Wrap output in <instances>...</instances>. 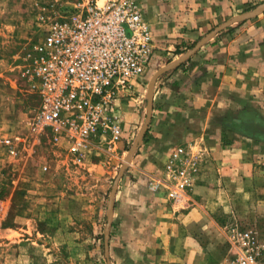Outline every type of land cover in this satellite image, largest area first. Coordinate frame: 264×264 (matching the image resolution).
I'll return each instance as SVG.
<instances>
[{"label":"crops","instance_id":"obj_1","mask_svg":"<svg viewBox=\"0 0 264 264\" xmlns=\"http://www.w3.org/2000/svg\"><path fill=\"white\" fill-rule=\"evenodd\" d=\"M255 1L139 0L153 32L151 66ZM142 83L120 102L124 137L117 148L95 141V156L115 170L143 121ZM257 118L264 124V13L223 31L160 79L148 132L116 195L117 231L132 252L136 239L135 251L149 253L154 264H214L225 257L227 226L264 214V139L257 137L264 125ZM245 123L253 127L243 131ZM194 143L203 147V160L194 202L181 209L165 188L153 194L145 183L162 173L172 149Z\"/></svg>","mask_w":264,"mask_h":264},{"label":"rangeland","instance_id":"obj_2","mask_svg":"<svg viewBox=\"0 0 264 264\" xmlns=\"http://www.w3.org/2000/svg\"><path fill=\"white\" fill-rule=\"evenodd\" d=\"M75 1L0 0V125L20 141L23 154L31 153L16 160L0 159V264H107L104 246L107 206L114 180L124 159L115 170L112 163L104 162L106 165H103L104 158L95 156L96 147H92L86 155L78 157L69 154L62 145L54 144L48 139L41 141L34 139L30 131L33 116L40 105V98L26 71L33 63L34 57L38 54L37 48L42 43L45 31L43 17L55 12L68 14L72 11V4ZM263 2L264 0H256L231 17L250 11ZM259 15L235 23L223 31L255 20ZM229 18L215 24L210 30ZM209 31L199 36L195 42ZM188 46L190 45L173 47L170 50L174 53L172 55L166 54V51L158 62L149 67L151 70L148 69L142 79L145 93L142 103L143 121L133 138L130 137L131 143L127 147V152L146 119L147 86L151 77L159 68L177 60L194 45L187 49ZM171 71L157 79L155 91L159 87L160 79ZM100 139L107 142V138L95 136L92 143L97 144L95 141H101ZM119 142L113 146L107 142L105 146L108 150L116 149ZM179 146H188L193 151H200V154L203 152V147H199L196 143ZM170 153L162 173L155 179H149V183H145L153 194L160 190V186L165 188L168 199L167 186L160 184L158 188L154 189V187L168 180L165 168ZM202 160L201 155L196 183ZM193 192L190 202L185 203V206L178 205L181 209L193 204ZM170 201L177 206L175 202ZM115 203L116 196L114 212ZM256 214L258 216L255 220L247 222L236 219L227 226L226 255L214 264H222L229 254L231 246L228 235L230 228L235 225L242 229H253L264 241V214L258 212ZM260 220L263 230L259 226ZM117 229L113 216L109 239V256L113 264H154L149 253L135 251L138 249L137 244L141 245L136 239L135 246L131 247L134 249L132 252ZM146 238L148 242V236ZM262 261L264 254L259 264Z\"/></svg>","mask_w":264,"mask_h":264},{"label":"built area","instance_id":"obj_3","mask_svg":"<svg viewBox=\"0 0 264 264\" xmlns=\"http://www.w3.org/2000/svg\"><path fill=\"white\" fill-rule=\"evenodd\" d=\"M45 31L26 74L40 98L31 133L74 156L95 147V136L113 146L123 138L121 100L147 74L154 57L153 32L139 0H76L68 14L43 17ZM104 140V139H102ZM30 152V150H28ZM21 143L0 125V159H19ZM202 154L188 146L170 153L160 184L176 204L192 200ZM222 264H259L264 241L253 229L230 228Z\"/></svg>","mask_w":264,"mask_h":264},{"label":"water","instance_id":"obj_4","mask_svg":"<svg viewBox=\"0 0 264 264\" xmlns=\"http://www.w3.org/2000/svg\"><path fill=\"white\" fill-rule=\"evenodd\" d=\"M264 12V2L259 4L256 8L243 12L241 14L235 15L228 20L222 22L212 30H210L206 35H204L200 40H198L194 46L187 50L185 53L181 54L177 60H174L167 65L159 68L151 77L148 86H147V107H146V119L141 127L140 131L138 132L132 146L127 152V155L124 158V161L121 165V167L118 170L117 176L114 180L109 200H108V206H107V223L104 230V246H105V257L107 264H113L110 256H109V239H110V230L113 222V216H114V200L115 196L117 194L119 181L123 174L125 173V170L127 169L128 165L132 162V159L134 155L136 154L138 148L143 142V138L145 133L147 132L149 128V124L151 122L152 118V111H153V102H154V91H155V85L157 79L164 73L174 70L175 68L179 67L181 64L186 62L188 59H190L199 49H201L209 40H211L215 35L223 31L224 29L228 28L229 26L239 23L245 20H248L250 18L256 17L257 15Z\"/></svg>","mask_w":264,"mask_h":264},{"label":"trees","instance_id":"obj_5","mask_svg":"<svg viewBox=\"0 0 264 264\" xmlns=\"http://www.w3.org/2000/svg\"><path fill=\"white\" fill-rule=\"evenodd\" d=\"M193 45H194V43H193L192 45L188 46L187 49L191 48ZM180 53H182V52H179V54H180ZM257 119H258L259 123H261L262 125H264V124L262 123V120H261V119H259V118H257ZM244 125H245V126H243L244 128H242L243 131H249V128H250L251 126L253 127L252 124H247V123H245ZM257 133H258V135H257L258 138H260V139H264V134L259 133V132H257Z\"/></svg>","mask_w":264,"mask_h":264}]
</instances>
